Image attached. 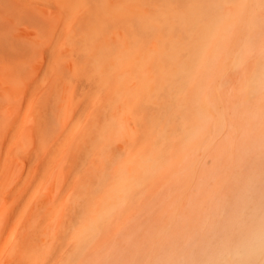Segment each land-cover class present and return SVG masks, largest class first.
Wrapping results in <instances>:
<instances>
[{
    "label": "bare ground",
    "instance_id": "1",
    "mask_svg": "<svg viewBox=\"0 0 264 264\" xmlns=\"http://www.w3.org/2000/svg\"><path fill=\"white\" fill-rule=\"evenodd\" d=\"M0 264H264V0H0Z\"/></svg>",
    "mask_w": 264,
    "mask_h": 264
},
{
    "label": "rangeland",
    "instance_id": "2",
    "mask_svg": "<svg viewBox=\"0 0 264 264\" xmlns=\"http://www.w3.org/2000/svg\"><path fill=\"white\" fill-rule=\"evenodd\" d=\"M227 198H228V201L231 200L228 196H225V199H227ZM147 224H148V223H146V225H147ZM196 227H197V226H196ZM195 229H196V228H195ZM192 230H194V229H192ZM189 231H190V228H188V229L186 230V233H188ZM196 241H197V240H196ZM153 242H154V243H156V242H160V238L157 237V239H155ZM193 244H195V243H193ZM143 251H144V252H142V255H143V258H144V259L146 258L145 260H148L147 257H149V260H157L159 256H166V255L170 256V255H171V252L174 251V248H172V247L168 248V245H167V246H162L161 243H158L156 249H155V248L148 249V250H144V249H143ZM146 252H147V254H146ZM168 253H169L170 255H169ZM145 254H146V255H145ZM148 254H149V255H148ZM150 258H151V259H150Z\"/></svg>",
    "mask_w": 264,
    "mask_h": 264
}]
</instances>
